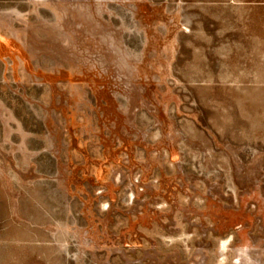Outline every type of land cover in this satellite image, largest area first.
<instances>
[{
	"label": "rangeland",
	"instance_id": "obj_1",
	"mask_svg": "<svg viewBox=\"0 0 264 264\" xmlns=\"http://www.w3.org/2000/svg\"><path fill=\"white\" fill-rule=\"evenodd\" d=\"M0 264H264V0H0Z\"/></svg>",
	"mask_w": 264,
	"mask_h": 264
},
{
	"label": "bare ground",
	"instance_id": "obj_2",
	"mask_svg": "<svg viewBox=\"0 0 264 264\" xmlns=\"http://www.w3.org/2000/svg\"><path fill=\"white\" fill-rule=\"evenodd\" d=\"M21 6V5H20Z\"/></svg>",
	"mask_w": 264,
	"mask_h": 264
}]
</instances>
